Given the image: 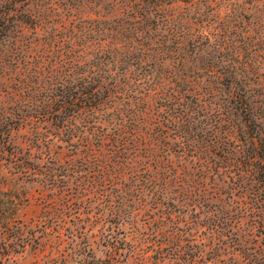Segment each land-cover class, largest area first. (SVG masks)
Here are the masks:
<instances>
[{"label": "trees", "instance_id": "trees-1", "mask_svg": "<svg viewBox=\"0 0 264 264\" xmlns=\"http://www.w3.org/2000/svg\"><path fill=\"white\" fill-rule=\"evenodd\" d=\"M48 1L0 0L1 152L55 190L43 197L45 219L61 235L69 216L86 232L100 218L94 233L107 257L84 264H136L145 250L178 255V231L198 247L208 229L200 244L210 252L234 247L264 264V249L241 230L247 215L251 232L264 229L262 5L208 29L174 12L188 0H129L123 15L77 21L56 18ZM20 128L31 132L24 149ZM79 233L72 227L69 237Z\"/></svg>", "mask_w": 264, "mask_h": 264}, {"label": "rangeland", "instance_id": "rangeland-1", "mask_svg": "<svg viewBox=\"0 0 264 264\" xmlns=\"http://www.w3.org/2000/svg\"><path fill=\"white\" fill-rule=\"evenodd\" d=\"M117 1L49 0L45 4L56 8L57 15L54 14L55 11H52V17L56 15V18L62 17L67 21L74 17L77 21L79 17L99 18L104 16V18H112L123 15L124 11L128 10L124 3L129 2V0H121L120 4L115 6L109 4L110 2L115 4ZM260 5H262L260 12L264 13V0H188V2H174L172 7H176L174 12L177 14L186 11L190 12V15L196 19H200V17L206 19L202 25L204 28L211 29L219 21L227 20L232 11L236 14L242 11L246 14H252V17H254L253 15L258 13L257 7H260ZM249 21L250 27L253 28L251 20ZM4 100L5 98L0 96V102ZM44 130L42 129V131ZM16 135L19 146L23 149L27 147L31 136L29 128H20ZM65 144L62 139L58 138L51 142L52 148L59 152L64 160L70 158L68 146H63ZM1 150L0 145L1 264H84L90 260L94 262L98 257L106 258L107 246L103 239L99 237V234L94 233L101 226L100 218L93 217L92 219L95 218L93 220L95 228L86 232L88 226L85 229L81 228L84 221L80 222L77 217L70 220L73 216H69L66 223H61H65L66 226L63 233L59 235V229L55 227L54 219L51 221L49 218L45 219L49 214L45 211L42 202L46 196L49 197L52 193L54 194L55 190L51 188V185L43 184L39 180L29 179L27 176L16 172L11 159H8V156ZM92 214H95V212H92ZM87 216H89L87 213L81 214L82 218ZM139 218L143 229H147L149 223L147 222L148 214L145 213V210L142 209L139 212ZM43 219L48 222L46 224L48 230L42 225L41 221ZM243 221L241 230L244 233L245 242L251 247L261 246L264 249V229L255 227L251 232V224L253 223L251 217L247 215L243 218ZM67 226L70 227L68 230L66 229ZM72 227H77L78 232L80 230L84 231L86 237L84 234L81 236L79 233V237L73 240L69 237ZM122 228L127 234L126 237L129 238L132 233L129 231V225ZM174 230L177 231V229ZM120 231H122L121 228ZM200 232L201 227L198 226L196 235L201 234ZM182 234L183 231H178V236L173 240L184 246V249L178 255L172 256L169 251L165 250V256L161 257L155 251L145 250L144 255L137 259L136 264H253L249 262L246 254L234 247L225 246L220 249L219 253H215L210 252V247L205 246L204 243L201 245V240L202 242H210L209 229L203 231L202 236L196 239L199 242L198 247L195 244L196 242L190 239V236H187L186 240ZM164 243L161 244L162 247L165 246ZM201 249H204L202 253H200ZM79 252L82 253L78 254Z\"/></svg>", "mask_w": 264, "mask_h": 264}]
</instances>
